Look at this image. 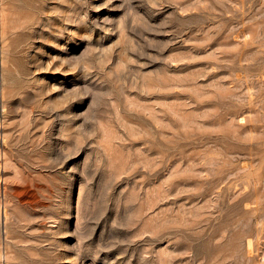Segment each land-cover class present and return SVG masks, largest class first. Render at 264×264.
<instances>
[{
	"label": "rangeland",
	"instance_id": "1",
	"mask_svg": "<svg viewBox=\"0 0 264 264\" xmlns=\"http://www.w3.org/2000/svg\"><path fill=\"white\" fill-rule=\"evenodd\" d=\"M0 264H264V0H0Z\"/></svg>",
	"mask_w": 264,
	"mask_h": 264
},
{
	"label": "bare ground",
	"instance_id": "2",
	"mask_svg": "<svg viewBox=\"0 0 264 264\" xmlns=\"http://www.w3.org/2000/svg\"><path fill=\"white\" fill-rule=\"evenodd\" d=\"M256 188V187H255ZM250 190V189H249ZM247 192V191H246ZM249 193V192H248ZM251 194V193H250Z\"/></svg>",
	"mask_w": 264,
	"mask_h": 264
}]
</instances>
